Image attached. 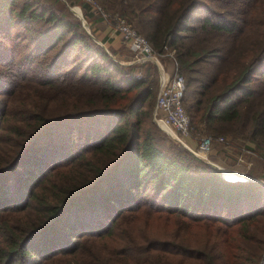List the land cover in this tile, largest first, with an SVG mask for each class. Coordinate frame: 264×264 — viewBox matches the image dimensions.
<instances>
[{
    "label": "trees",
    "instance_id": "trees-1",
    "mask_svg": "<svg viewBox=\"0 0 264 264\" xmlns=\"http://www.w3.org/2000/svg\"><path fill=\"white\" fill-rule=\"evenodd\" d=\"M97 1L174 53L191 125L200 116L214 138L264 145V0ZM19 27L32 34L17 36L22 51L0 46V264H261L263 184L225 180L170 136L155 142L149 80L80 22L41 0H0V34L16 44ZM214 205L237 214L213 216ZM151 219L184 237L120 235Z\"/></svg>",
    "mask_w": 264,
    "mask_h": 264
},
{
    "label": "rangeland",
    "instance_id": "rangeland-1",
    "mask_svg": "<svg viewBox=\"0 0 264 264\" xmlns=\"http://www.w3.org/2000/svg\"><path fill=\"white\" fill-rule=\"evenodd\" d=\"M41 5L45 7H51L52 10H54L57 14L61 15L64 18H69L71 21H78L81 23L82 29L89 35L91 38L96 41L98 44H100L107 52L108 54L115 60L119 61L124 66L127 67L128 70H125L128 73L135 74L140 73V75H143L149 80L150 85L153 88L154 92V99L152 101V112L155 111V105L157 96L160 90V87L164 81V77L161 73V69L159 68V65L165 68V72L172 74V56L170 54H164V55H155L154 60L152 64L143 66V67H136L131 68L132 65H135L137 63H133L136 59L135 55L128 50V48L121 43L117 47L110 45L109 41H112V37L110 35L112 33L116 34L113 31V27L111 24H113L112 21L110 23H107L105 20H103L100 16L94 14L90 11V9L85 8V4L83 3V0H41ZM76 7H79L81 9V12L83 13V16L87 22L88 31L83 26L82 20L73 12L72 9L75 10V12L79 13L80 10ZM112 14V13H111ZM12 37L14 38V42L16 44H12L11 40H8L5 38L2 34H0V46L3 48V50L8 49V52L10 54H17L19 51H22V48H24L23 43L21 42L23 39L28 40L32 37V34H30L29 31L25 30V27H19L17 30L12 29ZM118 35V34H116ZM17 36H20V40L18 41L16 38ZM120 36V35H119ZM121 38V37H120ZM122 40V39H121ZM123 42V40H122ZM151 62V61H150ZM125 68V67H124ZM132 73V74H133ZM173 75V74H172ZM170 75V76H172ZM191 92L187 91V96L185 99V110L188 114V116L191 117L192 120V114L191 109L189 111V108L193 105L194 100L193 97L190 94ZM193 112V111H192ZM152 115V114H151ZM189 117V118H190ZM146 131L150 133H156L158 135L157 138L154 139L155 142L158 144L163 145L164 144H171L172 143V136H170L167 132L164 130H160V128L156 127L152 121V118H149L145 124ZM205 128L204 122L198 117L197 120H195L194 124L192 123L190 127V137L186 139L188 143L196 147L198 146V143L200 142L201 138L209 137L212 139L214 138L212 135L207 134L203 129ZM162 129V128H161ZM171 138H170V137ZM182 137V136H181ZM219 137H223L225 139L224 142L220 143H213V146L211 148V154L209 158V162H205V164L209 165L210 167L216 166L221 168L222 170H227L232 172L233 174H242L245 175V178L251 177L252 179H244L241 178L239 180H230V182H259L264 185V145H255L254 143H245L241 137H232L228 135H220ZM183 138V137H182ZM224 158L223 161L220 159V157ZM227 157V158H226ZM249 157L250 160L248 161L246 158ZM203 161V160H202ZM211 164V165H210ZM213 165V166H212ZM214 168V167H213ZM221 172V171H220ZM258 180V181H256ZM110 193V191L107 192V194ZM110 197V195L108 196ZM261 204L264 205V190L262 191L261 197H260ZM246 202V201H245ZM99 208L105 207L101 202L98 203ZM236 207V205H234ZM212 210V215L215 216V214L221 215L222 219H232L237 213L233 209H230L227 205L220 206V205H214ZM240 209V208H239ZM241 209V211H247L249 209L248 205ZM252 211H254V207L251 208ZM239 211V210H237ZM78 214L80 219L83 221L88 220V222L91 220V216L95 215V212H93V207H85L82 211H78ZM148 216H145L147 219ZM179 223V222H178ZM182 227L180 225L174 224V222H169L166 220L165 222L151 219L149 221H141L136 223L134 226L133 224H130L129 226L124 225L122 229V233L120 235L125 234H136L140 233L142 236H150L154 237L156 240H164L167 236V234L171 233V228H174L173 234L179 238L184 237L183 233L178 230V228ZM141 228L142 230H139ZM145 233V234H144ZM191 234L188 232L186 234V237H189L190 240L194 241L197 236H191ZM263 260H261V264L264 263V255Z\"/></svg>",
    "mask_w": 264,
    "mask_h": 264
},
{
    "label": "built area",
    "instance_id": "built-area-1",
    "mask_svg": "<svg viewBox=\"0 0 264 264\" xmlns=\"http://www.w3.org/2000/svg\"><path fill=\"white\" fill-rule=\"evenodd\" d=\"M91 12L100 16L107 23L113 22V31L120 35L124 45L132 52L136 59L133 63L143 64L153 62L158 53L153 49L144 36L139 34L124 18L113 16L105 11L97 0H83ZM172 56V74L165 72V68L159 65L164 79L155 105L154 121L165 132H171L175 140L179 141L185 148L199 159L209 162L213 143L224 142L223 137L212 139L204 137L200 139L198 146H191L186 139L190 137L191 120L183 106V98L186 91L185 77L179 72L174 53ZM172 75V76H170ZM183 138H182V137Z\"/></svg>",
    "mask_w": 264,
    "mask_h": 264
},
{
    "label": "water",
    "instance_id": "water-1",
    "mask_svg": "<svg viewBox=\"0 0 264 264\" xmlns=\"http://www.w3.org/2000/svg\"><path fill=\"white\" fill-rule=\"evenodd\" d=\"M76 8H78L80 11H81V9L79 8V7H76ZM75 9V8H74ZM74 9H72L73 10V12L75 13V10ZM76 14V13H75ZM81 20H82V22H83V26L85 27V29L88 31V26H87V22H86V20H85V18H84V16H83V13L81 12V16H78ZM170 136H172L173 138H175V136L172 134V133H170V132H167ZM211 165V164H210ZM213 166V165H212ZM215 169H217L218 171H221V173H222V177L225 179V180H227V181H230L229 179H228V175H226V173H225V171L224 170H222L221 168H219V167H216V166H213ZM244 179H252L251 177H243ZM256 181H258V180H256ZM260 182V181H259Z\"/></svg>",
    "mask_w": 264,
    "mask_h": 264
},
{
    "label": "crops",
    "instance_id": "crops-1",
    "mask_svg": "<svg viewBox=\"0 0 264 264\" xmlns=\"http://www.w3.org/2000/svg\"><path fill=\"white\" fill-rule=\"evenodd\" d=\"M110 37H112V39H113L112 41H109L110 45H112V46L117 47L118 45H120L121 43H123L119 35H116V34L112 33V34L110 35ZM123 44H124V43H123ZM219 157H220V156H219ZM226 158H227V157H226ZM220 159L223 161L224 158L220 157ZM246 159H247L248 161L250 160L249 157H247ZM242 174H243V173H242ZM242 174H238V175H242ZM244 176H245V175H244Z\"/></svg>",
    "mask_w": 264,
    "mask_h": 264
},
{
    "label": "bare ground",
    "instance_id": "bare-ground-1",
    "mask_svg": "<svg viewBox=\"0 0 264 264\" xmlns=\"http://www.w3.org/2000/svg\"><path fill=\"white\" fill-rule=\"evenodd\" d=\"M164 79H166V76L164 77ZM170 133H171V132H170ZM224 171H225L226 175H228V179H229V180H239V179L245 177V176H243V175L233 174L232 172L227 171V170H225V169H224Z\"/></svg>",
    "mask_w": 264,
    "mask_h": 264
}]
</instances>
